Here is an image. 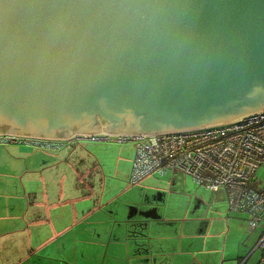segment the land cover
<instances>
[{
	"label": "water",
	"instance_id": "water-1",
	"mask_svg": "<svg viewBox=\"0 0 264 264\" xmlns=\"http://www.w3.org/2000/svg\"><path fill=\"white\" fill-rule=\"evenodd\" d=\"M264 111V0H0V138L154 136Z\"/></svg>",
	"mask_w": 264,
	"mask_h": 264
},
{
	"label": "rangeland",
	"instance_id": "rangeland-1",
	"mask_svg": "<svg viewBox=\"0 0 264 264\" xmlns=\"http://www.w3.org/2000/svg\"><path fill=\"white\" fill-rule=\"evenodd\" d=\"M47 140L65 144L60 151H45L0 138V264L15 260L19 264H129L130 258L148 259V264H237L240 248L253 249L261 226L252 238L244 236L246 215L230 212L223 196L199 188L187 176H153L141 185L129 186L128 162L134 155L130 144L84 138L75 145ZM89 154L98 160L103 173L101 177L91 174L85 181L95 179L100 202H76L70 198H77L72 187L74 172H84L76 171L77 160H91ZM49 162L58 166L40 172ZM256 178L264 183V169ZM62 192L64 197L59 202ZM35 222L43 223L41 238L35 233ZM20 231L25 236H15ZM123 232L131 245L129 258L128 249L113 251L115 240L124 236ZM8 234L10 237L5 236ZM151 235L157 236L154 251L145 252L148 239L141 238ZM175 235L187 240L180 245L178 239L171 240ZM136 237L142 247L133 245ZM204 242L207 252L214 247L219 254L192 251L201 249ZM249 253L242 258L245 260ZM141 254L148 255L138 256ZM260 260L256 252L244 264H263Z\"/></svg>",
	"mask_w": 264,
	"mask_h": 264
},
{
	"label": "built area",
	"instance_id": "built-area-1",
	"mask_svg": "<svg viewBox=\"0 0 264 264\" xmlns=\"http://www.w3.org/2000/svg\"><path fill=\"white\" fill-rule=\"evenodd\" d=\"M83 138L132 146L129 186H138L153 176L181 173L199 188L223 196L230 212L248 217L250 231L261 226L255 250L264 264V183L256 178L264 169V111L190 131L154 136H74L64 141L75 145ZM5 139L45 151H60L65 144L44 139Z\"/></svg>",
	"mask_w": 264,
	"mask_h": 264
},
{
	"label": "crops",
	"instance_id": "crops-1",
	"mask_svg": "<svg viewBox=\"0 0 264 264\" xmlns=\"http://www.w3.org/2000/svg\"><path fill=\"white\" fill-rule=\"evenodd\" d=\"M11 142V141H10ZM12 143H16V142H14V141H12ZM76 149H74V151H75ZM88 157H91L92 159L91 160H86V161H84V160H77V168H76V171L77 172H80L81 170H84V172H83V174H79V175H77V173H75L74 172V174H75V183L73 184V190H74V193H75V196L77 195V198H75V197H70V198H72L73 200H75L76 202H78V201H82V200H89V201H91V200H94V201H98V202H100V199H99V197L96 195V193H95V190H94V188H95V186H94V180H92V181H90V180H88V181H85V179L88 177V176H90L91 174H95V176L96 177H101V174L103 173V171H102V168H101V166H100V164H99V162H98V160L93 156V155H90L89 154V156ZM90 162V164H91V166H88V163ZM66 164H67V161L65 162ZM129 170H128V175H129V172H130V168H131V164H132V160H130L129 162ZM56 166H58L57 164H56V162H49V163H46V167H44L43 169H41V171L40 172H43V173H45V171H50V170H53ZM78 166H80L79 168H78ZM73 171H74V169H73ZM62 178H64V176H62ZM150 178H148V179H146L144 182H146L147 180H149ZM77 180L78 181H80V189L79 188H77V184H76V182H77ZM82 182V183H81ZM143 182V183H144ZM143 183H141V184H143ZM82 184V185H81ZM141 184H139V185H141ZM64 197V194H63V192L60 194V196H59V198H58V200H59V202H62V198ZM43 199H44V197H43ZM31 204L33 203L32 201H29ZM58 202V203H59ZM35 204H38V203H35ZM29 208V206H27V209ZM98 208H99V205H98ZM93 212L94 213H96L97 212V210L94 208V210H93ZM153 216H155L154 214H152ZM151 215V216H152ZM247 217V216H246ZM157 218H155V220L154 221H158V220H156ZM159 220L161 219V218H158ZM247 220H248V217H247ZM247 220H246V222H247ZM243 221V220H242ZM33 224H36V226L34 227L35 228V233H37V237L39 236L40 238H41V236H42V233H43V229H41L42 228V222H35V223H33ZM245 229H246V234H244V236H246L247 238H252V235L254 234V232L255 231H250L249 230V228H248V223H245ZM257 231V230H256ZM181 232V231H180ZM261 232V231H260ZM260 232H258L257 233V237H256V242H255V244H254V247H253V249L252 248H250V246L248 247V248H240V253H239V257H238V259H237V264H244V262H245V260L246 259H248L251 255H253L254 253H256L257 251L255 250V248H256V243H257V241H258V238H259V235H260ZM124 233V232H123ZM14 234V233H13ZM10 235L11 234H8V235H5L6 237H10ZM17 235H21V236H25L24 235V231H20V233L19 234H15V236H17ZM157 235H159V234H157ZM177 235H175V237H173L171 240H176L177 241V239H178V242H179V244L181 245V243H183L184 242V240H187V239H183L182 237H180V238H178V237H176ZM157 236L156 235H151V237H146V238H141V241H143L144 239H148V244H147V246L145 247V252H149V251H154L153 250V240H155V238H156ZM138 239H140L139 237L137 238H135V240H134V242H133V245L135 246V245H142L143 246V243H139V242H141V241H139ZM115 242H116V244L117 245H114L113 244V251H116V249L118 248V249H121V248H125V249H128L129 250V255H128V258H129V256H130V250H131V245H130V243H129V240H128V237H127V235L124 233V236H119L116 240H115ZM139 243V244H138ZM33 244H35L34 243V236H33ZM204 245H205V242L203 243V246H201V249L199 248V249H196V250H194V249H192V251H199L200 252V254H204V255H207V256H210V255H215V254H219V251H218V249H215L214 247H212V249L209 251V252H207L206 250H205V247H204ZM141 246V247H142ZM207 247L208 248H211V244H209V243H207ZM252 249V250H251ZM36 251H37V249H35ZM250 250H251V252H250ZM184 251L183 250H180L179 252H178V254H180V255H182V253H183ZM250 252V253H249ZM247 253H249L245 258V260H244V258H242L244 255H246ZM259 254V253H258ZM113 255H114V252H113ZM143 255H148V254H141V255H138V256H143ZM127 259V258H126ZM27 260V259H26ZM244 260V261H243ZM134 261V262H133ZM131 260V258L129 259V264H148V259H145V260H142V259H138V260ZM243 261V262H242ZM115 263L116 264H118V262H116L115 261ZM246 263V262H245ZM11 264H19L18 262H16V260L13 262V263H11Z\"/></svg>",
	"mask_w": 264,
	"mask_h": 264
},
{
	"label": "trees",
	"instance_id": "trees-1",
	"mask_svg": "<svg viewBox=\"0 0 264 264\" xmlns=\"http://www.w3.org/2000/svg\"><path fill=\"white\" fill-rule=\"evenodd\" d=\"M75 148H77V147H75ZM81 183H82V182H81ZM76 184H77V188L80 189V187H81V186H80V181L77 180ZM81 185H82V184H81Z\"/></svg>",
	"mask_w": 264,
	"mask_h": 264
}]
</instances>
